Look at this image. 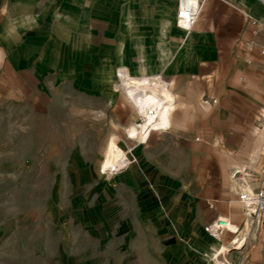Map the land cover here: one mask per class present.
Wrapping results in <instances>:
<instances>
[{
  "label": "rangeland",
  "instance_id": "rangeland-1",
  "mask_svg": "<svg viewBox=\"0 0 264 264\" xmlns=\"http://www.w3.org/2000/svg\"><path fill=\"white\" fill-rule=\"evenodd\" d=\"M172 2L0 0V264H233L243 250L221 249L235 234L206 230L218 218L207 193L224 190L195 186L193 169L212 174L209 153L223 143L175 131L176 106L147 141L127 131L140 115L121 70L163 74L176 104L169 68L188 34ZM243 116L233 110L236 140L219 150L237 161L236 200L235 172L250 158ZM252 125L264 133L263 109ZM111 140L130 159L115 171L103 166Z\"/></svg>",
  "mask_w": 264,
  "mask_h": 264
},
{
  "label": "crops",
  "instance_id": "crops-1",
  "mask_svg": "<svg viewBox=\"0 0 264 264\" xmlns=\"http://www.w3.org/2000/svg\"><path fill=\"white\" fill-rule=\"evenodd\" d=\"M200 2L201 12L192 29L178 26L188 35L169 68V79L178 96L173 128L186 133L198 131L223 143L224 147H216L209 153L211 175L199 178L200 170L193 169V174H197L195 186L207 184L209 189H223L218 195L208 191V202L217 204L208 208V215L212 219L228 216L232 225L240 227V234L232 240L247 236L243 250L230 253L232 263L264 264V211L258 220L246 222L243 208L229 184L233 163L237 161L222 159L219 152L222 149L224 156L230 153L232 141L236 140L229 133L235 110L246 119L240 147L241 154L250 157L245 159L244 168L237 169L241 170V177L236 180L243 188L248 184L258 187L260 182L254 174L264 167V133L253 132L251 128L256 114L264 110V55L260 51V47H264V29L258 31L252 19L264 23V0ZM172 3L177 18L179 2L173 0ZM248 41H255L259 47L248 53L244 47ZM233 187L238 191L236 184ZM226 243L228 246L221 249L233 247L230 241Z\"/></svg>",
  "mask_w": 264,
  "mask_h": 264
},
{
  "label": "bare ground",
  "instance_id": "bare-ground-1",
  "mask_svg": "<svg viewBox=\"0 0 264 264\" xmlns=\"http://www.w3.org/2000/svg\"><path fill=\"white\" fill-rule=\"evenodd\" d=\"M122 88L128 99L136 107L140 116L144 117L148 107H154L158 110L159 118L156 120L147 118L140 125H133L127 131L133 139L147 141L152 132L167 130L170 127V116L174 109L173 93L169 88V83L162 78L132 77L126 70L120 72ZM152 125V126H151ZM112 141V140H111ZM107 152V151H106ZM104 162V169L119 170L123 165L130 162L129 157L119 148L118 144L111 142L107 158ZM240 229L235 231L236 234ZM239 235V234H238ZM234 243L243 244L241 238H235ZM223 250V249H222ZM224 248V251H227Z\"/></svg>",
  "mask_w": 264,
  "mask_h": 264
},
{
  "label": "built area",
  "instance_id": "built-area-1",
  "mask_svg": "<svg viewBox=\"0 0 264 264\" xmlns=\"http://www.w3.org/2000/svg\"><path fill=\"white\" fill-rule=\"evenodd\" d=\"M200 12H201L200 0H179L178 15H177L178 26L186 30L192 29L197 19L199 18ZM252 22L254 25H256L258 31L264 29V23L259 22L256 19H252ZM244 47L248 53H251L259 46L255 41H248L244 44ZM260 51L264 55V47H260ZM247 61L250 62V59L247 58ZM148 77L162 78L161 75H157V76L150 75ZM157 112L158 110H156L154 107H148L144 117L140 116V121L139 124L137 125H140L141 123L145 122L144 118H147L148 120L150 119L156 120L157 118H159V114ZM235 174H236L235 176L240 178L241 170H237ZM254 177L258 179V181L260 182L258 187H253L250 184H248L247 187L243 188L238 193V201L241 204L240 206H242L243 208L246 222L249 221L254 222L258 220L261 216V213L264 211V167H262L258 172H256L254 174ZM238 229H240L238 225L236 224L232 225L231 220L228 217H222V216L218 217L206 228L207 232L215 238L220 237L225 232L226 233L230 232L232 234H235L234 232L237 231ZM238 234H240V232H237L235 235ZM240 238L241 240H243L244 243L246 236H241ZM233 241L234 239L231 241L233 247L236 248L242 247L241 243H233Z\"/></svg>",
  "mask_w": 264,
  "mask_h": 264
},
{
  "label": "snow or ice",
  "instance_id": "snow-or-ice-1",
  "mask_svg": "<svg viewBox=\"0 0 264 264\" xmlns=\"http://www.w3.org/2000/svg\"><path fill=\"white\" fill-rule=\"evenodd\" d=\"M182 15H183V13H182Z\"/></svg>",
  "mask_w": 264,
  "mask_h": 264
}]
</instances>
